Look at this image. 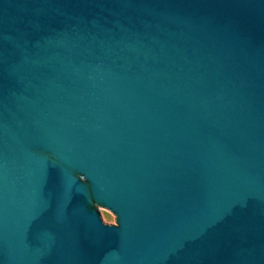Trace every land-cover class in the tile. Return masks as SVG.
<instances>
[{"label": "water", "instance_id": "obj_1", "mask_svg": "<svg viewBox=\"0 0 264 264\" xmlns=\"http://www.w3.org/2000/svg\"><path fill=\"white\" fill-rule=\"evenodd\" d=\"M0 264H264V0H0Z\"/></svg>", "mask_w": 264, "mask_h": 264}]
</instances>
